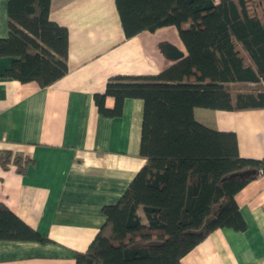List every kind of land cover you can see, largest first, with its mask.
<instances>
[{
	"label": "trees",
	"instance_id": "obj_1",
	"mask_svg": "<svg viewBox=\"0 0 264 264\" xmlns=\"http://www.w3.org/2000/svg\"><path fill=\"white\" fill-rule=\"evenodd\" d=\"M126 38L175 27L187 55L153 76L113 77L94 95L99 113L118 117L126 99L143 101L140 156L144 166L113 205L75 264H182L219 229L244 232L235 196L264 174V160L239 154L233 132L199 123L197 108L264 109V0H115ZM51 0H9L3 77L40 87L68 72L69 32L50 19ZM112 98L113 109L106 107ZM30 160L0 153V165L24 172ZM254 169L257 176L230 179ZM143 213L144 217L141 216ZM0 241L47 243L0 202Z\"/></svg>",
	"mask_w": 264,
	"mask_h": 264
},
{
	"label": "crops",
	"instance_id": "obj_2",
	"mask_svg": "<svg viewBox=\"0 0 264 264\" xmlns=\"http://www.w3.org/2000/svg\"><path fill=\"white\" fill-rule=\"evenodd\" d=\"M9 0H0V38L9 36ZM50 19L69 32L67 74L48 87L3 77L0 153L30 160L24 172L0 165V202L49 242L0 241V264H75L145 164L140 156L143 101L126 99L118 117L99 113L94 95L113 77H144L176 64L162 52L186 49L175 27L126 38L115 0H51ZM112 98L106 107L113 109ZM196 120L236 134L241 157L264 160V109L197 108ZM247 229H219L182 264H264V174L237 193ZM144 217L143 213L140 212Z\"/></svg>",
	"mask_w": 264,
	"mask_h": 264
},
{
	"label": "water",
	"instance_id": "obj_3",
	"mask_svg": "<svg viewBox=\"0 0 264 264\" xmlns=\"http://www.w3.org/2000/svg\"><path fill=\"white\" fill-rule=\"evenodd\" d=\"M161 49L167 58H169L171 61H174L176 63L185 57L183 52H181L176 47L171 46L169 44L164 45ZM254 176H257V171L254 169H248L242 172L232 174L231 176H229V178L230 179H234V178L248 179Z\"/></svg>",
	"mask_w": 264,
	"mask_h": 264
}]
</instances>
